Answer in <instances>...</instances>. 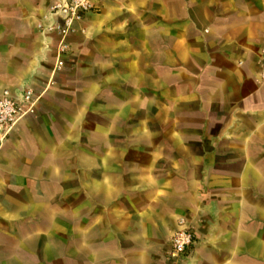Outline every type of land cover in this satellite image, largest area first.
I'll return each mask as SVG.
<instances>
[{
	"label": "crops",
	"instance_id": "0c3cea01",
	"mask_svg": "<svg viewBox=\"0 0 264 264\" xmlns=\"http://www.w3.org/2000/svg\"><path fill=\"white\" fill-rule=\"evenodd\" d=\"M52 1L0 0V96L31 89L41 101L0 134V201L26 192L40 202L0 215L41 217L35 234L51 251L35 264H264V0H97L58 72V39L39 28ZM173 36L180 65L168 59L158 80L156 41L171 56ZM87 78L98 82L70 90ZM157 103L170 127L150 123ZM86 133L98 142L65 146ZM156 135L170 144L138 140ZM62 152L73 153L66 165ZM181 222L194 245L175 262Z\"/></svg>",
	"mask_w": 264,
	"mask_h": 264
},
{
	"label": "rangeland",
	"instance_id": "374dc122",
	"mask_svg": "<svg viewBox=\"0 0 264 264\" xmlns=\"http://www.w3.org/2000/svg\"><path fill=\"white\" fill-rule=\"evenodd\" d=\"M174 11H179V9L174 8ZM178 16L179 15H177L176 18H179ZM171 27H172L173 32H180L181 29L183 30V24L182 25L178 23L172 24ZM177 38L178 37L173 36V40H171V46L170 47L167 46L166 48V51L169 49L171 50V56H167V55L165 56V54H161L163 51L165 52V49L162 45L163 41L159 39H157L156 41L157 55H156L155 63H156L158 80L163 78V74H164V71H162L163 66L164 64H168L167 63L168 59L172 63L171 65L173 64H174L173 66L180 65L181 61L178 57L179 41ZM159 52L161 53L158 54ZM161 68L162 70L158 71V69H161ZM168 79H170L171 81H176L181 78L176 77V75L172 73V76H170ZM95 82H98V81H95V79H91V78L90 79L87 78L83 80H75L74 83H71L70 90L73 92V90L74 91L77 90L84 83L85 84L88 83L87 85L90 86L91 83H95ZM156 90H157V97L165 95L164 90H166L168 96H173L176 94V88L174 87H171L170 89H162V88L157 87ZM96 96L97 98L95 100L98 104L99 98H98V95ZM40 103L41 101L38 102L37 107H39ZM160 108H162V106L159 103H157L155 119L151 120L150 123H152L156 128L170 127V124H172L174 120H172L170 116L167 118L166 114H164V112ZM134 123H139L140 126L148 125V121L144 119L138 122L134 121ZM96 127H99V118L96 115L89 117L87 120V125H86L87 130H92V132H94ZM98 139H99L98 136H90L87 133L85 135L79 134L74 137V141L72 140L73 142L65 144V146L70 145V147H72L73 145L79 144V143H91V142L95 143V142H98ZM170 139L171 137L158 136V135L138 137V140H140L139 141L140 143H148L149 141H151L152 143L156 142L160 144H163V143L170 144ZM78 154L79 152H77V155ZM90 154L97 158L99 156L98 152H91ZM72 156H73L72 152H62L60 160L66 165L68 159L71 158ZM65 170H66V167H65ZM64 187H65L64 191L66 192L67 185H64ZM33 191L35 192L34 189ZM24 194L28 196L27 199L1 200L0 202H2V206H0V208L3 207L4 209L6 207V208H11V209H17V211H20V209L24 211L27 208L28 212L34 213L36 211L35 205H37V203L40 201L30 198L32 193H26V192L21 193V195H24ZM57 206L59 208L68 207V199L65 198V199L59 200V202L57 203ZM60 218H61V222L66 223L67 216H60ZM40 220H41V217L39 215H34V214L25 215V216L0 215V264H15L13 261L14 251H18L19 253H21V255L24 256V258H26V260L28 261V264H35L36 257L39 254V251H41V249L43 248V246H44V249H46L48 246L49 251H51L50 249L51 240L47 238H44L43 240L37 239V235L35 234L36 227L41 223ZM26 229L32 230L33 232L31 234L29 233V237L27 241H24V240L21 241L20 234Z\"/></svg>",
	"mask_w": 264,
	"mask_h": 264
},
{
	"label": "built area",
	"instance_id": "2783aa9c",
	"mask_svg": "<svg viewBox=\"0 0 264 264\" xmlns=\"http://www.w3.org/2000/svg\"><path fill=\"white\" fill-rule=\"evenodd\" d=\"M97 0H53L39 28L58 39L57 63L55 72L65 67V60L70 54L69 39L77 33H85L82 28L86 17L98 10ZM260 79L264 83V50L261 53ZM40 97L31 89L16 91L5 90L0 96V134L4 138L17 126L35 116ZM181 228L171 238L169 259L180 262L194 245V234L183 222Z\"/></svg>",
	"mask_w": 264,
	"mask_h": 264
}]
</instances>
